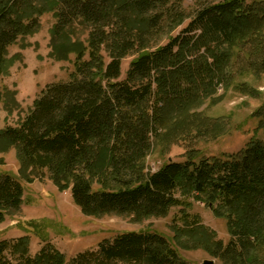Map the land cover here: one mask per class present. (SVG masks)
<instances>
[{
  "label": "trees",
  "instance_id": "trees-1",
  "mask_svg": "<svg viewBox=\"0 0 264 264\" xmlns=\"http://www.w3.org/2000/svg\"><path fill=\"white\" fill-rule=\"evenodd\" d=\"M198 4L189 11L182 0H0V77L9 48L37 30L44 13L57 17L56 38L76 21L88 30L87 46L68 42L60 51L59 60L76 53L69 80L43 88L22 123L0 131V145L16 148L24 178L47 171L60 190H71L85 214L165 216L181 206L177 193L204 197L227 220L228 245L198 220L178 236L226 264H264V142L200 160L190 150L185 162L146 172L153 141L175 115L219 86L228 88L238 53L248 56L250 69L264 72V56L258 60L247 44L264 27V0ZM163 36L167 42L157 44ZM257 45L263 53L264 45ZM128 56L136 57L121 80ZM255 116L264 129V109ZM23 197L22 181L0 174V222L20 208ZM29 242L0 240V264H191L151 232L105 239L70 262L49 242L32 256Z\"/></svg>",
  "mask_w": 264,
  "mask_h": 264
},
{
  "label": "rangeland",
  "instance_id": "rangeland-1",
  "mask_svg": "<svg viewBox=\"0 0 264 264\" xmlns=\"http://www.w3.org/2000/svg\"><path fill=\"white\" fill-rule=\"evenodd\" d=\"M182 3L189 11L199 5L198 0H182ZM57 21L54 12L44 13L37 30L9 48L7 67L0 77V131L8 126L18 127L47 85L69 80L74 71L76 53L70 54L66 60H59L63 45L87 46L88 30L82 22H74L56 38ZM180 29L172 34H177ZM166 37L160 38L159 43L154 40V43L164 45ZM258 43L264 45V27L253 33L247 43L260 60L264 52L258 49ZM238 54L241 55L232 62L234 78L228 88L219 86L184 115H175L171 125L162 130L163 139L153 141L145 161L147 173L169 161L185 162L190 150H196V160H200L236 155L252 141L264 142V129L259 127L260 118L255 116L264 109V72L250 69L248 56ZM135 57L128 56L122 61L121 80L125 79ZM7 173L22 181L24 197L20 208L0 222V240L29 237L32 256L49 242L70 262L80 253L96 251L105 239L126 232H151L165 237L191 264H203L206 260L226 264L202 247L192 248L194 243L188 236H178L183 231L181 229L192 224V220H198L215 233L217 241L228 245L231 236L227 220L218 217L204 197L177 193L181 206L173 207L165 216L137 219L133 215L117 213L89 215L74 202L71 190H60L47 171L30 181L24 178L16 148L0 145V174Z\"/></svg>",
  "mask_w": 264,
  "mask_h": 264
},
{
  "label": "water",
  "instance_id": "water-1",
  "mask_svg": "<svg viewBox=\"0 0 264 264\" xmlns=\"http://www.w3.org/2000/svg\"><path fill=\"white\" fill-rule=\"evenodd\" d=\"M203 264H214V262H213V261H208V260H206V261H204Z\"/></svg>",
  "mask_w": 264,
  "mask_h": 264
}]
</instances>
